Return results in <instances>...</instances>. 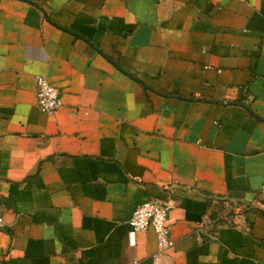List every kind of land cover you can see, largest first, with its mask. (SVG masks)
Instances as JSON below:
<instances>
[{"label": "crops", "instance_id": "1", "mask_svg": "<svg viewBox=\"0 0 264 264\" xmlns=\"http://www.w3.org/2000/svg\"><path fill=\"white\" fill-rule=\"evenodd\" d=\"M263 185L264 0H0V264H264Z\"/></svg>", "mask_w": 264, "mask_h": 264}, {"label": "built area", "instance_id": "2", "mask_svg": "<svg viewBox=\"0 0 264 264\" xmlns=\"http://www.w3.org/2000/svg\"><path fill=\"white\" fill-rule=\"evenodd\" d=\"M36 99L40 110L47 114L54 113L62 103L58 89L49 83L45 75L36 76ZM167 218L168 207L165 203L146 199L133 207L128 219V245L133 246L135 244L138 231L151 228L155 232L157 247L150 255L151 264H161L162 253L173 244ZM204 221H209V218L204 217ZM3 227L4 220L0 215V229Z\"/></svg>", "mask_w": 264, "mask_h": 264}]
</instances>
